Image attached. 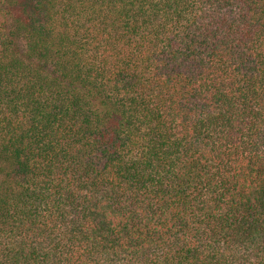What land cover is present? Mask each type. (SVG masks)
I'll list each match as a JSON object with an SVG mask.
<instances>
[{
    "label": "trees",
    "instance_id": "16d2710c",
    "mask_svg": "<svg viewBox=\"0 0 264 264\" xmlns=\"http://www.w3.org/2000/svg\"><path fill=\"white\" fill-rule=\"evenodd\" d=\"M0 264H264V0H0Z\"/></svg>",
    "mask_w": 264,
    "mask_h": 264
}]
</instances>
